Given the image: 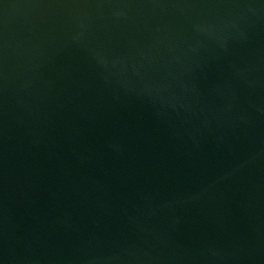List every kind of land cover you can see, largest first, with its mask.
Here are the masks:
<instances>
[{"label":"water","instance_id":"water-1","mask_svg":"<svg viewBox=\"0 0 264 264\" xmlns=\"http://www.w3.org/2000/svg\"><path fill=\"white\" fill-rule=\"evenodd\" d=\"M0 264H264V0H0Z\"/></svg>","mask_w":264,"mask_h":264}]
</instances>
